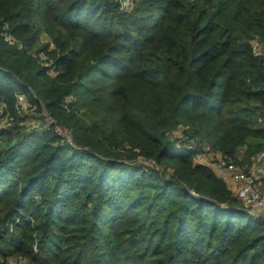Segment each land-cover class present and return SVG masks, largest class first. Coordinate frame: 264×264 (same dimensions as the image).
<instances>
[{"label":"trees","instance_id":"obj_1","mask_svg":"<svg viewBox=\"0 0 264 264\" xmlns=\"http://www.w3.org/2000/svg\"><path fill=\"white\" fill-rule=\"evenodd\" d=\"M256 38L264 0H0V98L42 123L0 129V264H264V221L188 148L264 152Z\"/></svg>","mask_w":264,"mask_h":264},{"label":"built area","instance_id":"obj_2","mask_svg":"<svg viewBox=\"0 0 264 264\" xmlns=\"http://www.w3.org/2000/svg\"><path fill=\"white\" fill-rule=\"evenodd\" d=\"M115 1L120 3L122 9L126 10H129L134 2V0ZM5 39L6 42L13 46H17L18 48L23 47L22 42L12 34L6 33ZM250 44L254 55L261 58L264 62V43L254 39ZM38 57L40 60L39 63L49 68V74L55 75L56 70L53 67L52 60L43 52H41ZM16 97L17 100L14 113L9 110L7 102L3 98H0V129L11 128L18 122L19 116H16L17 114L31 112L33 109H36L30 104L26 95L18 94ZM66 108H68V106ZM43 115L49 124H55V121L47 113H43ZM55 130L66 143L74 146L71 134L67 130L60 127H56ZM188 148L195 153V162L197 164L211 168L221 181L236 186V198L242 202L244 209L250 216L264 221V187L258 179V176L264 172L263 169L260 168L264 164V152L257 154L253 158L250 169L245 171L237 162L221 154L214 156L211 160L212 156L200 151L199 146L193 141L189 143Z\"/></svg>","mask_w":264,"mask_h":264},{"label":"rangeland","instance_id":"obj_3","mask_svg":"<svg viewBox=\"0 0 264 264\" xmlns=\"http://www.w3.org/2000/svg\"><path fill=\"white\" fill-rule=\"evenodd\" d=\"M139 1L140 0H134L133 5L129 8V10L122 9L121 7L120 8H121V10L123 12L129 13ZM118 4L120 5V3H118ZM256 40L260 41L259 38H256ZM44 41H46V40H44ZM51 49H54V47L52 46ZM43 53L46 54L48 58H50V56L48 55L47 52L43 51ZM16 116H19V119H21V118H26L27 119L25 121V123H24V126H26V129L29 130V131L39 129V127L42 124L41 123V118H40V113L37 111V109H33L31 112L19 113V115L17 114ZM182 133H183L182 129H177V130L172 131L171 135H172L173 138L178 139V138L182 137ZM212 158L213 157H211V160H212ZM144 162L146 163V161H144ZM239 166L245 171H248L250 169V167H251V166H246V165L245 166L239 165ZM262 186L264 187L263 184H262ZM7 262L10 263V264H25L26 263L24 259L18 258L16 256H9L7 258Z\"/></svg>","mask_w":264,"mask_h":264},{"label":"crops","instance_id":"obj_4","mask_svg":"<svg viewBox=\"0 0 264 264\" xmlns=\"http://www.w3.org/2000/svg\"><path fill=\"white\" fill-rule=\"evenodd\" d=\"M243 153H244V150L243 149L241 151H239V153L237 154L238 160H242ZM208 155L214 157V156L220 155V154L219 153H213L212 152V153H209ZM243 166H245V165H243ZM246 166H251V165H246ZM260 168H262L263 171H264V164ZM258 179L261 180V181H262V179H264V172H263V174H261V175L258 176ZM227 186L233 191L234 195L236 196V186L233 185V184H227Z\"/></svg>","mask_w":264,"mask_h":264}]
</instances>
